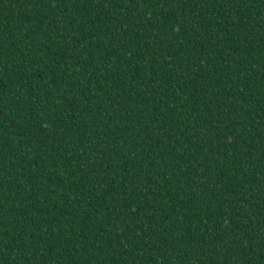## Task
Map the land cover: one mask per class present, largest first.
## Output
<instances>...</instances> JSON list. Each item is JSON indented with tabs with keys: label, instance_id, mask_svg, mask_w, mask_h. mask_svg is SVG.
<instances>
[{
	"label": "trees",
	"instance_id": "obj_1",
	"mask_svg": "<svg viewBox=\"0 0 264 264\" xmlns=\"http://www.w3.org/2000/svg\"><path fill=\"white\" fill-rule=\"evenodd\" d=\"M0 264H264V0H0Z\"/></svg>",
	"mask_w": 264,
	"mask_h": 264
}]
</instances>
